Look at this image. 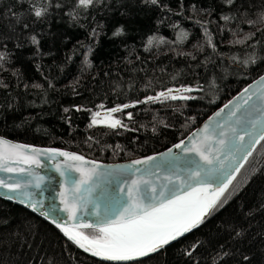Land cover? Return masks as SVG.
Masks as SVG:
<instances>
[{
    "label": "trees",
    "instance_id": "1",
    "mask_svg": "<svg viewBox=\"0 0 264 264\" xmlns=\"http://www.w3.org/2000/svg\"><path fill=\"white\" fill-rule=\"evenodd\" d=\"M34 5L47 11L37 18ZM262 13L264 0H96L87 9L77 0H0V135L103 161L165 149L264 72V59L240 63L253 53L264 58ZM182 31L187 37L178 42ZM249 33L256 35L235 43ZM182 85L202 90L182 93L191 100L135 104ZM123 104L134 106L113 113L121 126H89L96 110ZM262 153L257 145L236 190L201 226L124 264H264ZM0 264L114 263L86 255L43 218L0 199Z\"/></svg>",
    "mask_w": 264,
    "mask_h": 264
},
{
    "label": "snow or ice",
    "instance_id": "2",
    "mask_svg": "<svg viewBox=\"0 0 264 264\" xmlns=\"http://www.w3.org/2000/svg\"><path fill=\"white\" fill-rule=\"evenodd\" d=\"M96 0H77L78 8L87 9L92 6ZM153 4L157 3V0H151ZM228 4H233V0H226ZM33 14L35 17L40 18L47 11L46 6L35 7ZM232 17L223 16L225 21L230 20ZM259 22H264V13L258 17ZM258 21L249 20L250 25L257 23ZM27 27V25H25ZM264 31V30H258ZM123 33L122 28H118L114 35H121ZM256 33H249L242 40H236L235 43H244L246 40L253 38ZM187 37L186 32H181L177 36V41L182 42ZM33 43H37L36 37H31ZM163 40V38H160ZM153 40L149 37V43ZM207 43L210 47L215 49V44L210 36H207ZM91 51V49H89ZM5 54L0 52V61H3ZM234 62L237 61L236 57L232 58ZM264 59L258 57L255 53L249 56L247 59L240 61L245 67L255 65L258 60ZM85 63L90 66L88 57L85 56ZM2 67V65H0ZM257 88L253 91L251 84L241 90V99L244 94H247V99H243V104L236 103L234 107L240 112L237 116V111L229 110L228 115L230 117H236L234 125H228L227 128L221 121L215 120L214 117H220L221 113L225 109H229V106L233 104V101H228L219 109L213 116L209 117V121L199 130L203 133L202 138H197L192 141L191 147H185L184 151L187 153H195L199 156L208 167L205 168L200 164H196L194 161H187L184 169L179 174H173L164 177L166 183H162L160 188H151V195L148 192V185L150 181L144 179H134L131 184L128 185L122 191L126 192V198H117L112 202V207L119 213L118 222L115 226L105 225L99 227V232L102 236L89 238L82 232H73L71 229L61 227V225L53 219L52 222L56 224L61 231L72 240L77 246L84 248L85 251H89V248L85 246L84 242H87L91 246L92 254L96 256H102L106 260L110 261H133L140 257H146L150 254L156 253L165 246L172 242L177 241L185 234L190 233L194 229L201 226L205 219L212 215L219 207H222L227 199L236 190V186L233 185V181L236 176L240 174L244 164L250 157L254 156L257 145L264 148V75H260L256 81ZM0 86H3L0 82ZM34 87L40 88L41 85L37 84ZM201 88L193 89L190 86H180L179 88H167L164 91L156 93L154 96H147L143 101L137 100L135 104L147 103V102H164L167 100H191L196 97L190 95H183L182 93H188L192 91H199ZM176 93V94H173ZM235 99V98H234ZM134 105L123 104L117 105L113 108L107 109L105 119H97L100 116L99 112L94 113L91 120L90 127L103 124L109 128H117L122 125L120 119L112 117L111 113L121 112L122 109H128ZM67 111V109H65ZM132 112H128L127 116L131 118ZM219 130V131H218ZM195 135V134H194ZM213 141L215 147H213ZM5 142L0 138V145ZM185 141L182 139L179 143L173 147L180 149ZM15 148H31L30 145L13 146ZM34 153H38L40 150L33 148ZM45 151L50 153H56L66 159L73 161H81L84 163H93L94 161H85V158L75 153H68L60 151L58 149H46ZM168 153H172V149H168ZM224 153L222 156L221 154ZM165 155V154H161ZM264 155V153H262ZM9 156H15L16 159L23 160L24 163H36L34 156H29L20 152L5 153L0 151V170L6 172H26L27 169L10 168L4 166V161ZM155 157H145V160H153ZM235 162V166H234ZM134 164H141L143 161H133ZM130 167V166H129ZM168 167V164H165ZM57 172L60 176L65 178V183L68 184V188L58 193L61 198V203L64 205L62 211L67 212L70 219H75L80 206L85 203L82 192L90 191V185L93 182V177L96 173V168L76 167L75 171L80 174V178L77 180L69 170H61L57 167ZM139 171V169H137ZM31 175V174H29ZM109 175H114L109 173ZM115 175L119 176L120 173ZM179 182V187L177 185ZM44 182V177L37 176L34 182V187L40 188ZM30 185H33L32 180H26L23 183L16 181L7 183L5 180L0 179V187L8 189L10 193L19 194L26 198V200H32V193L27 189ZM119 183L116 187H119ZM187 186V191L183 194H177L180 188ZM230 186H232L231 191ZM159 202L153 205L151 201L157 200ZM14 197L8 196L9 200ZM122 201V202H121ZM149 201V203H145ZM21 204L25 203V199L18 201ZM118 205V207H117ZM32 211L40 212L42 215H48L43 211L42 202L31 203ZM100 213H97L99 215ZM83 227L90 228L93 225L84 224ZM239 235V234H238ZM195 245H193V249ZM191 255L192 252L186 253ZM226 255V254H225ZM243 259L247 261L249 257L244 256Z\"/></svg>",
    "mask_w": 264,
    "mask_h": 264
},
{
    "label": "water",
    "instance_id": "3",
    "mask_svg": "<svg viewBox=\"0 0 264 264\" xmlns=\"http://www.w3.org/2000/svg\"><path fill=\"white\" fill-rule=\"evenodd\" d=\"M260 75H264V72ZM260 75L249 81L244 87H242L237 93L230 97L225 103L216 107L194 129H192L184 138H182L185 141V144L182 145L180 149L174 148L173 146L179 143L182 139L166 147L165 149L154 153H149L146 155L119 161H103L86 157L72 150L26 143L0 135V138H2L5 142L3 145H0V151H4L5 153L20 152L29 156H34L37 161L36 163H24L23 160L18 161L15 156H9V158L4 161V166L6 167L16 169L24 168L27 169V171L22 173L19 171L6 172L0 170V179L5 180V182L7 183L16 181L23 183L24 181L30 179L33 181V185H30L27 191L31 192L33 195L32 200L28 201L25 197L20 196L19 194L10 193L8 189L0 187V199H4L14 204H17L34 213L35 215L43 218L44 220L55 226L58 230H60V232L67 239L68 237L63 233V231H61V228H58L56 224L52 222L53 219H55L61 225V227L69 228L72 231L74 230L77 232H82L83 234L84 230H99L100 226L114 225L118 222L119 213L116 212L114 207H112V202L117 198H126V192L122 191V189H125L128 185H130L132 180L142 178L146 181H150L151 183L148 185V192L151 195L152 187H156L157 189H159L162 183H166L164 177L173 174H179L184 169L186 162L189 160L194 161L196 164H200L205 168L208 167L203 161L200 160L199 156H197L195 153L185 152L184 148L186 146L191 147L193 140L197 138H202L203 133H201L199 130L205 125L206 122L209 121V117L213 116V114L216 113L219 109H221L224 104L228 103V101H233V104L229 106V109H225L224 112L221 113L220 117H214V121H221L225 128H227L228 125H234L236 117H230L228 115L229 110L237 111L234 105L236 103L243 104V99H247V94H244L243 99H241V96L238 95L241 94V90L243 88L251 84L253 87V91H255V89L257 88V84H255L254 81H256ZM239 115L240 112L237 111V116ZM15 145H30L32 147L15 148L13 147ZM213 147H215L214 141ZM33 148L39 149L40 151L38 153H34L32 151ZM49 148L81 155L85 158V161H94L95 164L84 163L81 161H73L71 159H66L65 157L60 156L56 153H50L45 151ZM170 148L172 149L171 154L168 153V149ZM221 155L223 156L224 153H222ZM145 157H155V159L145 160ZM136 160L143 161V163L134 164L133 161ZM165 164H168V167H165ZM58 166L61 170L71 171L72 175L76 177L77 180L80 178V174L75 171L76 167L96 168V173L93 177V182L90 185V191H85L81 194L84 198L85 203L80 206V210L75 219H70L68 217L67 212L62 211L64 205L61 203V198L58 193L67 189L68 184L64 182L65 178L60 176L59 172H57L56 169ZM137 169H139V171H137ZM109 173H113L114 175H109ZM116 173H120L121 175L117 176L115 175ZM37 176L44 177V182L41 184L40 188L34 187V182ZM117 183H119V187H116ZM177 185L179 187L178 181ZM187 190V186H185L183 188H180L177 194H183V192ZM9 195H12L14 198L12 200H9ZM21 199H25L24 204L18 202ZM37 201L43 203V211L45 213H48L47 216L42 215L40 212L32 211V208L29 205ZM158 202L159 197H157V200L151 201L153 205L158 204ZM145 203H149V201H145ZM97 213L100 214L97 215ZM84 224H90L93 225V227L85 228L83 227ZM188 234L189 233L185 234L184 236ZM68 240L77 246V244L74 243L72 240ZM172 243H170L169 245H171ZM167 246L157 251L156 253L162 251ZM77 247L86 255L94 259L114 264H124L139 261L156 254L153 253L149 256L140 257L133 261H110L104 259L102 256L93 255L92 250L89 247V251H85L84 248H81L79 246Z\"/></svg>",
    "mask_w": 264,
    "mask_h": 264
},
{
    "label": "rangeland",
    "instance_id": "4",
    "mask_svg": "<svg viewBox=\"0 0 264 264\" xmlns=\"http://www.w3.org/2000/svg\"><path fill=\"white\" fill-rule=\"evenodd\" d=\"M96 112H99L100 113V116L99 117H96L97 119H101V120L105 119L106 113H107V110L106 109H98L94 113H96ZM94 113L92 114L91 120L93 119ZM110 115L115 118V116L113 115V113H111ZM102 235L103 234L101 233V236Z\"/></svg>",
    "mask_w": 264,
    "mask_h": 264
},
{
    "label": "bare ground",
    "instance_id": "5",
    "mask_svg": "<svg viewBox=\"0 0 264 264\" xmlns=\"http://www.w3.org/2000/svg\"><path fill=\"white\" fill-rule=\"evenodd\" d=\"M115 225H116V224H114V225H112V226H115ZM73 232H77V231H74V230H73ZM84 235H85V234H84ZM86 236H87V235H86ZM88 237H89V236H88ZM89 238L91 239V237H89ZM84 243H85V246H87V247L91 248V246H90V245H88V244H87V242H84Z\"/></svg>",
    "mask_w": 264,
    "mask_h": 264
}]
</instances>
